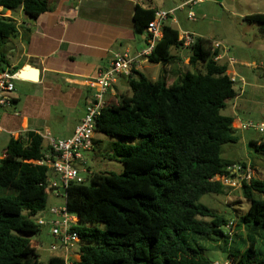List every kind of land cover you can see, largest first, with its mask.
<instances>
[{
    "label": "trees",
    "instance_id": "16d2710c",
    "mask_svg": "<svg viewBox=\"0 0 264 264\" xmlns=\"http://www.w3.org/2000/svg\"><path fill=\"white\" fill-rule=\"evenodd\" d=\"M0 7L10 12H0L4 69L5 44L18 32L11 12L35 20L50 9V0H0ZM153 13L136 7L135 31L145 29ZM244 20L264 31V13ZM178 37L176 29L163 25L147 61L162 66L179 61L172 52L183 47ZM205 41L196 37L186 47L188 64L197 70L173 80L165 75L151 80L133 70L126 81L130 94L106 101L101 109L94 131L118 138L111 158L123 168L120 173L91 171L86 182L66 188L67 211L85 224L72 228L79 237V259L69 264H212L204 249L227 251L232 264H264V178L253 175L239 187L247 204L237 222L245 229V238L237 241L241 249L234 248V233H225L228 218L200 202L205 194L227 189L213 178L233 164L221 157V147L238 142L236 118L221 112L237 96L236 81L226 63L215 60L220 48ZM261 133L249 145L264 153ZM47 148L37 132L26 131L1 151L0 264H41L30 235L39 232L34 217L46 208L47 184L54 176L48 166L35 163ZM238 163L253 169L250 162ZM47 264L68 263L58 254Z\"/></svg>",
    "mask_w": 264,
    "mask_h": 264
},
{
    "label": "crops",
    "instance_id": "0c3cea01",
    "mask_svg": "<svg viewBox=\"0 0 264 264\" xmlns=\"http://www.w3.org/2000/svg\"><path fill=\"white\" fill-rule=\"evenodd\" d=\"M190 1L50 0V9L35 20L24 17L17 21V35L5 44L7 64L3 67L16 71L25 69L28 73L35 69L36 73L33 74L35 79L15 80L10 105L0 108V158L9 139L26 131H48L51 134L53 131L57 138H68L73 134L92 94L87 81L109 65L113 53L128 50L136 54L147 46L146 29L135 31L136 7L153 12L172 10L168 17L174 24L171 27L178 31L179 11L191 9L193 4ZM166 21L162 26L168 25ZM194 34H191L193 39L199 37ZM184 51L188 49L183 46L174 53L179 57ZM135 70L151 80L165 71L176 76L179 74L172 65L151 64L147 58H141ZM227 72L230 75L229 69ZM126 81L127 77L121 76L111 86L105 94L108 103L123 94H130ZM53 123L64 125L63 133L55 131ZM255 140L249 138L247 142ZM97 141L93 136L94 150L87 154V160L93 159L95 150H98ZM32 242L35 247L36 244L43 245ZM76 257L75 261L79 255Z\"/></svg>",
    "mask_w": 264,
    "mask_h": 264
},
{
    "label": "rangeland",
    "instance_id": "374dc122",
    "mask_svg": "<svg viewBox=\"0 0 264 264\" xmlns=\"http://www.w3.org/2000/svg\"><path fill=\"white\" fill-rule=\"evenodd\" d=\"M188 11L194 14L193 20L187 17ZM0 12L4 16L10 15L9 11L0 9ZM176 13L178 14V12ZM254 13H264V0H202L197 5H193L191 9L187 8L184 11H179L180 28H178V31L195 33L194 35L199 36L204 43H206L205 40L221 43L219 50L222 58L220 63H226L230 76H235L234 89L238 95L221 111L222 114L236 118L237 122L233 125V134L238 137V142L224 144L221 147V157L230 162L233 161V163L250 162L253 166V175L264 178V153L255 151L247 142L249 138L256 140L261 138L262 133L258 130V127L264 122V31H261L257 25L249 24L244 20L246 15ZM11 14L19 22L24 18L20 11L17 13L11 12ZM165 21H163V24ZM166 24L174 26V24H171L169 17ZM6 49L9 48L6 47ZM172 52H175V50H172ZM181 54L179 61L172 64V68L174 67L177 73L186 70H197L196 67H191L186 61L188 51L181 52ZM198 67H200V64H198ZM233 73L235 74L232 75ZM164 74L169 80L176 78V74L167 71L161 72L159 77ZM104 97L107 99L106 95ZM249 123L254 126L243 129L238 126L239 124L246 125ZM63 126L61 123H53L55 131L59 133H63ZM50 136L58 139L53 131ZM94 136L98 139L96 142L98 150H95L96 153L92 156L93 159L87 160V166L95 172L120 173L123 168L122 164L111 158V145L118 141V138L108 137L102 133H95ZM226 188L223 193L203 195L200 202L233 222V236L235 239L233 245L238 250L242 248L238 244L239 236L245 238V229L242 226L238 227L237 222L239 216L245 212L247 204L239 188ZM64 203L65 198L63 196L48 192L45 210L39 212L34 219L38 216H43L46 219L52 217L49 213L50 209L62 207ZM76 225L84 226L85 224L78 221ZM39 228L38 234L30 235V238L32 241L43 244L39 246L36 244V252L41 264H47L50 255H58L56 251L51 252V246H57L59 243L51 234L49 224L40 225ZM77 248L78 244H73L71 261L77 259ZM202 254L212 263L229 259L227 251L204 249Z\"/></svg>",
    "mask_w": 264,
    "mask_h": 264
},
{
    "label": "built area",
    "instance_id": "2783aa9c",
    "mask_svg": "<svg viewBox=\"0 0 264 264\" xmlns=\"http://www.w3.org/2000/svg\"><path fill=\"white\" fill-rule=\"evenodd\" d=\"M196 2L197 0L190 1L193 5ZM170 14H172V10L154 11L153 18L145 27L148 34L146 48L136 54H131L128 50L113 53L109 65L87 81L88 86L92 89V94L87 100L83 117L75 126L70 137L55 139L50 136L48 131L38 133L46 141L48 148L42 159L35 161V163L48 166L54 174V177L48 181V192L65 198L66 188L70 183H84L91 177L92 172L87 166L86 156L93 150L95 121L106 103L104 95L119 77L131 75L140 59L148 56L156 42L161 38L163 21ZM188 16L189 19H192L193 13L189 12ZM178 38L184 47L193 42V36L188 32H180ZM213 46L220 48L221 44L218 41H213ZM221 58L219 54L215 60ZM18 79H20L18 71L11 68L0 69V107L10 105L14 82ZM231 80L236 81L235 76H231ZM253 126L252 123L239 125L241 129ZM258 130L264 132V124H260ZM253 173L249 163H233L226 168V174L216 175L213 180L234 189L239 188L241 182L250 179ZM49 213L52 217L46 219L43 216H38L35 221L38 225H50V232L59 243L57 246H51V252L56 251L69 264L72 255L71 248L73 244L79 243L78 234L72 229L78 219L67 211L65 205L59 208H51ZM233 229L234 224L230 221L225 226V233L231 237L234 233ZM212 264H232V262L225 259L221 262L214 261Z\"/></svg>",
    "mask_w": 264,
    "mask_h": 264
},
{
    "label": "water",
    "instance_id": "95a60500",
    "mask_svg": "<svg viewBox=\"0 0 264 264\" xmlns=\"http://www.w3.org/2000/svg\"><path fill=\"white\" fill-rule=\"evenodd\" d=\"M32 72H34V73H32ZM35 73H36L35 69L31 70V72H29V73L25 69H21L18 71L19 78H23V79H26V78L35 79V75H33Z\"/></svg>",
    "mask_w": 264,
    "mask_h": 264
}]
</instances>
